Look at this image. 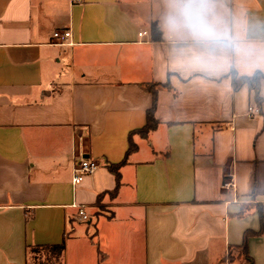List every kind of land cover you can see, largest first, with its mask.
Instances as JSON below:
<instances>
[{
  "label": "crops",
  "instance_id": "crops-1",
  "mask_svg": "<svg viewBox=\"0 0 264 264\" xmlns=\"http://www.w3.org/2000/svg\"><path fill=\"white\" fill-rule=\"evenodd\" d=\"M211 5L210 48L165 26L169 0H0V264H264V80L261 106L231 80L264 74V0ZM152 83L159 125L105 195ZM81 158L100 167L76 186Z\"/></svg>",
  "mask_w": 264,
  "mask_h": 264
},
{
  "label": "trees",
  "instance_id": "trees-1",
  "mask_svg": "<svg viewBox=\"0 0 264 264\" xmlns=\"http://www.w3.org/2000/svg\"><path fill=\"white\" fill-rule=\"evenodd\" d=\"M153 29L158 30L157 25H153ZM156 34V33H155ZM231 80H232V86L234 90H239L243 86L247 85L250 89V92L253 96L254 101L258 104V106L262 105V97L260 95V86H261V81L264 80V74L261 72H256L253 76L248 77V76H239L235 71H232L231 73ZM169 88V83L165 84H158V83H152V84H147L143 85V88L150 92L153 97V103L151 108L147 111V121L145 126L142 129L136 130L131 132L130 134V144H129V149L126 153V156L124 160L118 164H110L108 165L109 170L115 175L116 181H117V186L116 188L106 194L111 195L112 197L116 196L118 194L119 188L121 186V173L120 169L121 167L127 163L128 157L130 154L135 152L137 150V145L133 142V136L135 134L140 135L142 138L147 139L149 136V133L151 131H154L158 125L159 121L155 118V111L157 108V93L159 88ZM104 194H101L98 196L97 203L100 204V201ZM241 213H245V209L242 210ZM262 232V229L259 233H254L252 231H247L244 235V241L243 244L239 247L240 252L244 253L247 255V246H248V240L251 236L254 235H260ZM101 255V264H104L105 257L102 255L101 252H99ZM247 264H253L250 258L247 260Z\"/></svg>",
  "mask_w": 264,
  "mask_h": 264
},
{
  "label": "clouds",
  "instance_id": "clouds-1",
  "mask_svg": "<svg viewBox=\"0 0 264 264\" xmlns=\"http://www.w3.org/2000/svg\"><path fill=\"white\" fill-rule=\"evenodd\" d=\"M169 14L164 19L165 26L174 32H184L210 48L219 36L211 22V0H169Z\"/></svg>",
  "mask_w": 264,
  "mask_h": 264
},
{
  "label": "built area",
  "instance_id": "built-area-1",
  "mask_svg": "<svg viewBox=\"0 0 264 264\" xmlns=\"http://www.w3.org/2000/svg\"><path fill=\"white\" fill-rule=\"evenodd\" d=\"M82 0H73V3H81ZM147 34L146 32L140 33L139 36ZM72 37L71 30L57 31L55 32L53 39L56 41L55 44L62 46H73V43L70 41ZM249 116H253L259 113V109L254 106H249L248 108ZM100 165L97 161L89 158H81L80 161L76 164L74 168V177L73 184L80 185L85 177L94 174ZM222 190L234 195V203L238 202L237 199V185L234 179L233 174H228L222 182ZM76 206V205H75ZM78 208V216L84 222H89L92 218L87 214L85 207L76 206Z\"/></svg>",
  "mask_w": 264,
  "mask_h": 264
}]
</instances>
